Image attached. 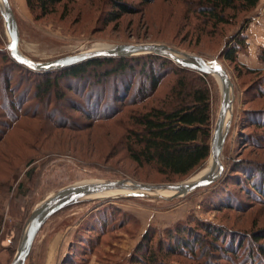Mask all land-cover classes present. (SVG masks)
I'll return each mask as SVG.
<instances>
[{"label": "rangeland", "instance_id": "374dc122", "mask_svg": "<svg viewBox=\"0 0 264 264\" xmlns=\"http://www.w3.org/2000/svg\"><path fill=\"white\" fill-rule=\"evenodd\" d=\"M8 1L18 26L19 51L31 61L43 63L96 48L159 44L223 67L233 86L230 126L221 154L224 173L216 183L173 199L127 195L69 206L45 222L25 264H133L137 257L153 254L163 264H251L245 261L246 250L250 248L245 241L234 257L224 258L219 251L214 258L207 254L202 257L200 249H196L198 253L193 259L171 254L167 235L180 224L195 229L194 220H198L230 231L232 237L258 236L257 244L264 246V197L253 200L235 184L239 179L245 183L242 174H238L239 179L228 181L226 187L220 183L237 163L257 164L264 173V138L258 139V146L251 140L253 136L264 137V129L250 125L246 128L245 124L246 111L264 109V96L255 95L260 76L240 71L262 68L258 55L264 51V36H258L256 28L264 26V0L251 13L216 31L204 27L199 15L192 11L196 8H191L193 0H153L150 4L125 0L136 11L110 24L105 21L112 9L101 0L63 2L54 13L39 19L29 12L26 0ZM241 33L246 38V47L240 54L248 50L247 61L256 57L258 67H245L238 58L237 64H230L223 58L227 45ZM9 46L0 13V264L12 262L32 211L60 189L125 179L148 185L180 184L210 170L208 159L204 167L187 177L162 176L148 166L137 168L124 151L122 123L126 114L162 105L177 77L173 63L150 57L153 55H139L127 61L131 70L102 79L94 94L97 96L104 90L105 100H101L96 112L105 110L106 104L108 109L117 108L120 114L111 120L97 118L94 122L85 116L88 108L81 92L87 86L86 81L90 84L88 89H92L94 75L112 70L115 63L91 67L90 74L85 75L89 79L82 80L83 83L59 80L62 100L50 96L51 101L39 103L33 99V88L41 79L1 59V55L10 57ZM152 80L158 81L154 93L150 87ZM207 83L215 96L214 126L220 85L212 76ZM124 91L127 95L123 103L108 102V96L114 97L116 93V97H124ZM141 95L144 98L140 99ZM18 97L24 105L22 111L13 106L17 118H11L9 107L12 101L16 105ZM131 98L135 99L133 103L129 102ZM76 105L77 112L71 109ZM117 111L110 110L107 115L112 117ZM59 119L64 120L63 125H54L53 122L60 123ZM196 234L202 240H210L204 232ZM226 237L225 233L221 240ZM221 242L218 246L225 248ZM209 249L206 247L210 253Z\"/></svg>", "mask_w": 264, "mask_h": 264}, {"label": "trees", "instance_id": "16d2710c", "mask_svg": "<svg viewBox=\"0 0 264 264\" xmlns=\"http://www.w3.org/2000/svg\"><path fill=\"white\" fill-rule=\"evenodd\" d=\"M71 1L73 0H26V6L34 18L39 19L54 13L61 3H69ZM101 1L109 4L112 9L110 13L106 14L105 24L116 23L124 15L136 11L125 0ZM140 1L143 4H150L153 0ZM259 2L260 0H193V2H190V5L192 9L196 7L192 11L199 15L204 27L210 26L213 31H216L220 26H228L236 22L239 17L251 13L256 9ZM245 47L246 38L241 33L232 40L230 45H227L226 48L228 50L223 55V58L230 64H237L238 55L245 50ZM1 56V59L10 63L13 68L23 69L25 73L41 79V82L33 88V99L38 100L39 103L41 100H45L46 102V99L50 100L52 97H54V100H62L63 94H61L57 86L59 80L83 83L82 80L86 81L89 79L85 75L87 73L90 74L89 69L91 67L95 68L102 64L115 63L112 70L106 71L100 76L94 75L96 79L92 89H88L87 86H90V84H87V81V86H85L84 91L82 89L83 93L81 92L80 96L85 104H87L86 108H88L86 115L83 114L91 120H94V122L98 121L97 118L101 120L102 118L106 119L108 117L107 120H111L120 114L117 108L108 109V105L106 104V106L103 104L105 110L99 113L96 112L102 105L101 100H105L104 90L102 94L95 96L94 91L96 86L100 84L102 79L105 81L108 76H120L127 70H131V67L127 65V61L137 57L92 59L65 69L38 73L30 71L16 63L11 57L8 58V55ZM150 57L163 58L173 63L177 69V77L163 102H161L162 105L126 114V119L122 123L124 127V151L128 159L137 168L148 166L162 176L184 178L204 167L210 157V140L213 128L212 104L215 99L214 92L207 83L209 76L181 68L171 60L161 56L153 55ZM258 61L262 64L260 70L244 68L243 71L242 69L240 71L241 73L244 72V75L260 76V80L257 83L258 91L255 92V95L258 98H262L264 96V51H261L258 55ZM51 77H54V79L51 80ZM150 87L154 93L157 90L158 81L152 80ZM115 90L117 91V88ZM126 95L127 92L124 91V97H116L115 93V98L112 97V94L107 99L108 102L123 103V98H126ZM142 98H144V95L140 96V99ZM17 99L16 105L12 101L9 107L13 113L11 118H17L12 110L13 106H16L17 111H22V106L24 105L22 98L18 97ZM134 100V98H131L129 102L133 103ZM3 106L4 104H1V107ZM94 107L95 110L93 111L92 108ZM78 108L79 106L77 105L71 107L76 112L79 111ZM110 110L117 112L112 117H109L107 114ZM245 114L248 119L247 123H245L246 128L250 125L257 129H264V109H250ZM62 119L64 118L62 117ZM58 121L60 123L53 122V124H61L63 123L61 121L64 120L59 119ZM262 138L264 137L253 136L251 140H255L253 143L258 146L257 141ZM260 168L262 167L253 163L245 165L237 163L232 168V171H230V174L225 175L226 179L224 176L220 183H223V187H226L225 184L228 181L237 180L239 179L238 174H242L246 178L245 183L239 179L235 184L253 200H261V197H264V173ZM194 224L196 225L195 229L188 226V224H180L179 227L174 228L167 235L168 250L171 254L190 256L196 259L195 257L198 253L196 249H200L202 257L207 254V256L210 255L211 258H214L216 251H219L224 258L230 257L231 255V257H234L237 254L236 251H240L244 247L243 242L245 241L250 245V248L246 250V263L250 262L253 264L252 262H257V264H264V246L257 244L260 237L253 236L250 239L246 238V236L242 238L238 235L232 237L234 235L233 233L230 231L227 233L221 227L204 224L198 220H194ZM197 231L204 232L210 237V240H202L196 234ZM225 233L227 236L226 239L228 238V240H221ZM219 241H222L226 247L218 246ZM206 247L211 249H209L211 251L210 253L206 250ZM144 257L141 256L137 257L136 260H132L133 264H163L161 263L162 260L158 259L154 254L150 257Z\"/></svg>", "mask_w": 264, "mask_h": 264}, {"label": "water", "instance_id": "95a60500", "mask_svg": "<svg viewBox=\"0 0 264 264\" xmlns=\"http://www.w3.org/2000/svg\"><path fill=\"white\" fill-rule=\"evenodd\" d=\"M0 3L2 5L0 13L4 22L5 31L9 38L10 57L16 63L24 66L30 71L44 73L61 70L88 60L99 58H127L139 55H156L171 60L181 68L193 70L203 75L219 78L220 80V104L210 140L209 163L211 165V171L207 175L193 182L170 185H148L125 179L120 181L99 182L84 186L76 184L60 189L32 211L21 243L10 264H25L38 232L50 217L69 206L89 201L87 199L90 196L108 191H123L133 193L130 195L149 197L147 194L166 190L175 193L173 198H179L191 194L198 189L211 186L221 178L224 173L221 154L230 126L233 102V86L228 73L223 67L210 65L200 56L181 53L166 45L159 44L119 45L104 50H93L64 56L43 63L34 62L23 56L19 51L18 26L9 1L0 0ZM228 113H230V119L226 123ZM152 197L164 199L157 196Z\"/></svg>", "mask_w": 264, "mask_h": 264}, {"label": "bare ground", "instance_id": "6f19581e", "mask_svg": "<svg viewBox=\"0 0 264 264\" xmlns=\"http://www.w3.org/2000/svg\"><path fill=\"white\" fill-rule=\"evenodd\" d=\"M0 9H2L1 3H0ZM95 50H103V49L102 48H96ZM216 80H217L218 84L220 85L219 78H216ZM229 119H230V113L227 114L226 123L229 121ZM210 171H211V168H210V170L207 171L206 174L200 175L197 178H194L193 180H191L189 182H193V181L197 180L198 178L207 175ZM85 185H91V184H85ZM130 194H133V193L123 192V191H108V192H104V193H101V194L90 196V197H88L87 200H106V199H110V198H117L119 196H127V195H130ZM147 195L149 197L157 196V197H162L164 199H170V198H173L175 196V193L172 192V191H166L165 190V191H157L155 193H151V194H147Z\"/></svg>", "mask_w": 264, "mask_h": 264}, {"label": "crops", "instance_id": "0c3cea01", "mask_svg": "<svg viewBox=\"0 0 264 264\" xmlns=\"http://www.w3.org/2000/svg\"><path fill=\"white\" fill-rule=\"evenodd\" d=\"M261 1V0H260ZM257 28H258V30H257ZM256 28V31H258L259 32V34H258V36H264V26L263 25H260V28L259 27H257ZM255 31V30H254ZM251 37H252V35H251ZM250 37V42L252 41L251 38ZM253 42V41H252ZM251 42V43H252ZM255 43H256V41H255ZM251 47H252V49H254V46H253V44L251 45ZM250 49V48H249ZM252 51V50H251ZM256 55H257V51H256V53H255ZM247 55H248V50H246L245 51V53L244 54H240L239 55V57H238V61L242 64V65H244L245 67H249V65H252V67H258V61H257V59H256V57H254L255 59L254 60H252V57H250V61L249 62H251L250 64H248L249 62L247 61ZM249 56V55H248Z\"/></svg>", "mask_w": 264, "mask_h": 264}]
</instances>
